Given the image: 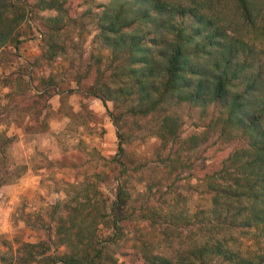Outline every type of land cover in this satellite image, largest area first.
Wrapping results in <instances>:
<instances>
[{
	"label": "trees",
	"instance_id": "trees-1",
	"mask_svg": "<svg viewBox=\"0 0 264 264\" xmlns=\"http://www.w3.org/2000/svg\"><path fill=\"white\" fill-rule=\"evenodd\" d=\"M65 1L31 6L60 14L48 26L49 58L64 51L54 42L59 24L75 21ZM99 7L96 40L110 55L88 93L105 108L107 102L123 108L109 112L119 154L128 136L120 123L128 118L156 120L159 141L176 143L180 124L172 109L181 105L209 118L206 134L245 147L205 176L206 211L190 214L179 192L154 198L151 186L137 194L143 200L135 207L129 169L121 168L108 205L78 197L71 199L75 204L57 203L51 245L25 244L18 264L37 258L42 264H125L115 257L127 255L119 245L123 222L159 230L157 240L134 241L142 264H264V0H109ZM29 11L27 0H0V50L20 43L18 29ZM198 139L190 143L196 147ZM100 227L111 234L102 238ZM242 238L255 249L243 251Z\"/></svg>",
	"mask_w": 264,
	"mask_h": 264
},
{
	"label": "rangeland",
	"instance_id": "rangeland-1",
	"mask_svg": "<svg viewBox=\"0 0 264 264\" xmlns=\"http://www.w3.org/2000/svg\"><path fill=\"white\" fill-rule=\"evenodd\" d=\"M42 1L51 0H27L30 11L18 29L20 43L0 50V264H18L25 244L51 245V217L57 203L78 197L101 208L108 205L121 168L129 169L135 207L143 200L137 194L151 186L154 198L179 192L190 214L206 211L210 197L205 176L244 148L243 141L206 134L209 118L201 117L199 109L181 105L172 109L180 124L176 143L165 146L159 141L154 135L156 120L128 118L120 123V131L128 136L119 154L120 140L109 112L119 114L123 108L115 109L112 102L105 108L88 93L96 70H105L110 55L96 40L99 6L109 0L65 1L75 21L64 18L59 24L54 42L64 51L52 58L46 52L48 26L60 14L31 7H41ZM194 136L199 138L196 147L190 143ZM122 224L119 245L127 255L115 257L119 263L142 264L134 241L139 236L157 240L159 230L144 222ZM100 233L102 238L111 234L103 227ZM240 244L245 252L255 249L245 238ZM38 261L32 264H42Z\"/></svg>",
	"mask_w": 264,
	"mask_h": 264
}]
</instances>
